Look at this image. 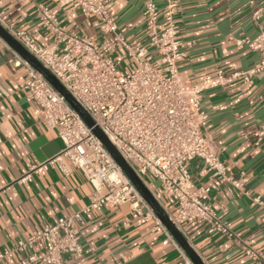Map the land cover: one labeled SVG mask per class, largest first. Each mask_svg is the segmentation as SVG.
Instances as JSON below:
<instances>
[{
  "label": "crops",
  "instance_id": "1",
  "mask_svg": "<svg viewBox=\"0 0 264 264\" xmlns=\"http://www.w3.org/2000/svg\"><path fill=\"white\" fill-rule=\"evenodd\" d=\"M155 1L161 23L166 8L176 6L174 21L180 39L194 42L188 59L179 63V70L194 85L207 87L203 106L210 118L202 129L215 141H223L225 149L220 157L228 176L240 179L250 192L246 196L227 179L214 177L201 160L192 161V188L211 187L209 205L235 236L209 233L206 225L192 220L183 221L180 230L206 264H260L245 254L244 246H251L264 257V207L253 200L258 195L264 198V137L257 144L255 136L264 124V71L249 82L239 77L215 87L209 84L220 71L226 76L242 73L259 60L258 52L239 41L253 39L264 30V15L259 22L253 19L255 9L264 5V0ZM146 2L107 3L119 30L135 47L147 44L142 17ZM41 4L48 6L63 26L78 28L96 40L108 37L100 22L86 17L82 8L62 6L56 0H0V14L27 31L38 44L45 45L52 36L36 15ZM114 57L125 71L135 67L121 46ZM14 59L13 51L0 44V249L86 207L93 193L85 173L68 160L69 175L51 168L45 175L33 174L32 180L18 182L33 163L59 155L64 144L55 131L42 126L38 105L26 100L23 84L27 70L16 67ZM149 60L156 63L155 58ZM154 191L168 214L176 215V199ZM85 221L81 228L84 253L77 260L66 255L65 264H179L182 260L178 248L160 242L163 235L156 231L155 223L145 221L129 205L104 206L86 214Z\"/></svg>",
  "mask_w": 264,
  "mask_h": 264
},
{
  "label": "built area",
  "instance_id": "2",
  "mask_svg": "<svg viewBox=\"0 0 264 264\" xmlns=\"http://www.w3.org/2000/svg\"><path fill=\"white\" fill-rule=\"evenodd\" d=\"M56 1L62 6L71 4L82 8L86 17L100 22L108 37L96 40L78 28L61 25L58 16L43 4L36 8V15L52 36L48 44H38L27 31L4 20L1 14L0 24L61 82L94 120L95 126L89 127L66 98L0 36V44L15 55L13 64L27 70L23 84L26 100L38 105L40 123L45 129L55 131L64 144L59 155L46 162L33 163L18 182L32 180L33 174L45 175L51 168L69 175L68 160L85 173L93 193L86 207L19 239L11 247L0 249V263L65 264L66 255L77 260L85 250L81 233L86 224L85 215L104 206L129 205L145 221L155 223L156 231L163 235L162 244H173L180 250L179 264H194L94 132L97 127L108 137L156 198L147 177L159 184V191L164 195L176 199L177 214L169 216L177 227L183 221L192 220L206 225L209 233L235 236L209 205L211 187L192 188L190 164L199 159L212 170L214 177L227 179L234 188L250 196L240 179L227 174L220 157L225 149L223 141H215L202 129L210 118L203 106V92L207 87L194 85L179 70V63L188 59L194 42L180 39L179 27L174 21L176 6L166 8L161 23L156 1L147 0L142 13L147 44L135 47L119 30L109 12L108 0ZM263 15L264 5L255 9L253 19L259 22ZM239 43L258 52L259 60L242 73L226 76L220 71L210 87L231 83L239 77L249 82L264 71V30L255 38ZM119 46L134 61L133 70L125 71L115 59ZM150 58H155L156 63ZM255 136L257 144L260 143L264 124ZM253 200L264 207L261 195ZM244 252L264 264V257L251 246L245 245Z\"/></svg>",
  "mask_w": 264,
  "mask_h": 264
},
{
  "label": "water",
  "instance_id": "3",
  "mask_svg": "<svg viewBox=\"0 0 264 264\" xmlns=\"http://www.w3.org/2000/svg\"><path fill=\"white\" fill-rule=\"evenodd\" d=\"M0 36L13 47L27 62H29L34 68H36L71 104V106L81 115L82 119L89 127H94L95 122L90 115L80 106V104L74 99L71 93L61 84V82L34 56L32 55L18 40H16L1 24H0ZM95 134L100 138L108 151L111 153L115 161L124 170L128 178L133 182L136 188L139 190L143 198L154 209L157 216L166 225L168 230L173 234L177 242L187 253L189 258L194 264H206L201 255L191 245L189 240L183 234L179 227L171 220L168 212L157 200L152 191L145 185V183L137 176L135 171L120 155L115 146L111 143L108 137L99 129H94Z\"/></svg>",
  "mask_w": 264,
  "mask_h": 264
},
{
  "label": "rangeland",
  "instance_id": "4",
  "mask_svg": "<svg viewBox=\"0 0 264 264\" xmlns=\"http://www.w3.org/2000/svg\"><path fill=\"white\" fill-rule=\"evenodd\" d=\"M147 180L153 185L154 189L158 192L160 190L159 186L157 187V182L152 180L150 177H147ZM159 185V184H158Z\"/></svg>",
  "mask_w": 264,
  "mask_h": 264
}]
</instances>
